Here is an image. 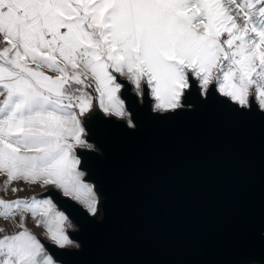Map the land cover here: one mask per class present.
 Segmentation results:
<instances>
[{
	"label": "snow or ice",
	"instance_id": "snow-or-ice-1",
	"mask_svg": "<svg viewBox=\"0 0 264 264\" xmlns=\"http://www.w3.org/2000/svg\"><path fill=\"white\" fill-rule=\"evenodd\" d=\"M129 92L157 118L214 92L264 112V0H0V185L41 191L0 198L16 227L0 225V264H57L26 226L71 243L53 190L97 214L77 149L91 120L128 116Z\"/></svg>",
	"mask_w": 264,
	"mask_h": 264
},
{
	"label": "water",
	"instance_id": "water-1",
	"mask_svg": "<svg viewBox=\"0 0 264 264\" xmlns=\"http://www.w3.org/2000/svg\"><path fill=\"white\" fill-rule=\"evenodd\" d=\"M132 125L87 127L78 150L100 217L55 191L75 224L77 249L44 242L60 264H264V112L214 92L176 114H157L129 92ZM100 116H103L100 113ZM167 117V118H165Z\"/></svg>",
	"mask_w": 264,
	"mask_h": 264
},
{
	"label": "crops",
	"instance_id": "crops-1",
	"mask_svg": "<svg viewBox=\"0 0 264 264\" xmlns=\"http://www.w3.org/2000/svg\"><path fill=\"white\" fill-rule=\"evenodd\" d=\"M103 114V113H102ZM130 117L129 113H128V116L125 118V119H119V120H124L127 122L128 118ZM115 118V117H114ZM118 119V118H116ZM85 139L87 140V132L85 130ZM89 143V142H88ZM89 147L88 148H80V149H77L78 150H94L95 147L94 145H92L91 143H89ZM81 170V169H80ZM82 171V170H81ZM84 172V171H82ZM85 174V177H86V173L84 172ZM84 177V178H85ZM5 179V177L3 176H0V182H2L3 180ZM22 183V182H21ZM85 183H90V182H87L85 180ZM92 184V183H90ZM94 189L96 190V187L94 184H92ZM17 184L16 182H14L10 187H9V190L7 192L3 191L2 189V185H0V198H4V199H8V200H11V199H16V198H29L31 195H37L39 196L41 194V191L40 190H33L32 186H25L26 187V190L19 193V194H14L11 192V187H16ZM56 191V190H55ZM98 195V193H97ZM66 198V197H65ZM98 200H99V204H98V211H97V214L95 215V217H97V215L99 214L100 212V203H101V198L100 196L98 195ZM77 203V202H76ZM80 205V204H79ZM82 206V205H81ZM83 207V206H82ZM84 208V207H83ZM0 225H8V231H15L16 230V227L15 225L11 222V221H4L3 219H0ZM26 226L29 228L30 231H32V233L34 235L37 236L38 239L41 240L42 243L46 242V243H50L52 244V242L47 239L46 237V234L44 232V229L42 227H36L35 226V222L33 220H31L30 218L26 221ZM73 230H76V229H70V228H67L66 231H67V234L69 236V233ZM69 240L71 241V243L66 246L65 248H68V249H77L79 248V244L72 240L69 236ZM54 245V244H53ZM57 264H60L57 262Z\"/></svg>",
	"mask_w": 264,
	"mask_h": 264
},
{
	"label": "built area",
	"instance_id": "built-area-1",
	"mask_svg": "<svg viewBox=\"0 0 264 264\" xmlns=\"http://www.w3.org/2000/svg\"><path fill=\"white\" fill-rule=\"evenodd\" d=\"M69 225H70V227H68V228H70V229H76L75 224L70 219H69Z\"/></svg>",
	"mask_w": 264,
	"mask_h": 264
},
{
	"label": "rangeland",
	"instance_id": "rangeland-1",
	"mask_svg": "<svg viewBox=\"0 0 264 264\" xmlns=\"http://www.w3.org/2000/svg\"><path fill=\"white\" fill-rule=\"evenodd\" d=\"M130 120V117L128 118V120H127V122ZM129 124V123H128ZM95 147V146H94ZM101 216V214H100V212H99V214L97 215V217H100Z\"/></svg>",
	"mask_w": 264,
	"mask_h": 264
}]
</instances>
